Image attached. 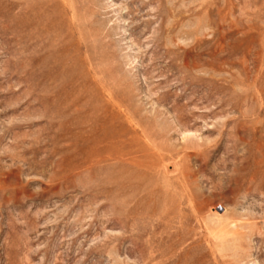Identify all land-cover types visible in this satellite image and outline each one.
Returning <instances> with one entry per match:
<instances>
[{
	"label": "rangeland",
	"instance_id": "374dc122",
	"mask_svg": "<svg viewBox=\"0 0 264 264\" xmlns=\"http://www.w3.org/2000/svg\"><path fill=\"white\" fill-rule=\"evenodd\" d=\"M0 264H264V0H0Z\"/></svg>",
	"mask_w": 264,
	"mask_h": 264
}]
</instances>
